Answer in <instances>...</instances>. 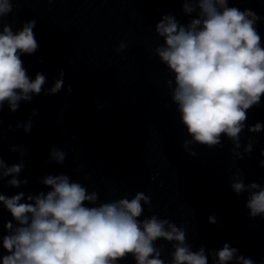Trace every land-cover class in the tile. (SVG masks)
Wrapping results in <instances>:
<instances>
[{
    "label": "clouds",
    "instance_id": "obj_1",
    "mask_svg": "<svg viewBox=\"0 0 264 264\" xmlns=\"http://www.w3.org/2000/svg\"><path fill=\"white\" fill-rule=\"evenodd\" d=\"M182 10L188 15L196 13V18L182 25L173 15H164L155 25V35L163 42L153 51L172 75L165 83L191 137L183 147L188 149L192 143L209 148L222 146L221 138L227 136L233 143V156L243 159L253 147L249 142L243 146V153L239 151L247 111L264 97V46L256 28L260 17L250 9L229 7L228 0H183ZM12 11L11 0H0V22ZM35 26V20L25 22L15 32L9 24L2 26L0 111L7 103L15 112L21 101L30 102L33 95L42 92L45 75L37 73L35 79H30L21 59L39 47ZM125 48L120 43L114 51L119 53ZM63 76L61 70L44 94H57L64 86ZM67 90L72 91L70 85ZM36 114L33 109L32 115ZM16 127L30 132L31 117ZM262 129L264 124L257 122L249 131L259 133ZM9 130H13L11 125ZM10 151L20 153V162L9 166L0 157V180L12 177L7 184L19 188L28 183L17 178L25 167L26 149L12 146ZM189 154L196 155L194 151ZM50 157L49 162L62 164L66 153L53 147ZM259 164L264 167V159ZM41 182L50 190L28 194L27 202H21L25 199L23 192L11 197L0 194V204L16 222L14 225L9 221L4 226L7 234L0 243L6 254L0 256V264H120L128 256L134 258L135 264H209V255L213 264H256L228 243L207 254L203 246L193 251L185 227L167 218L153 214L139 219L144 205H151L150 197L143 192H136L131 199L99 202L96 191L89 193L65 174L48 175ZM229 183L237 195L248 193L249 216L264 218V185L245 184L239 168ZM209 223H215V217H209ZM161 239L172 244L167 261L162 258L163 245L157 247L155 243Z\"/></svg>",
    "mask_w": 264,
    "mask_h": 264
}]
</instances>
